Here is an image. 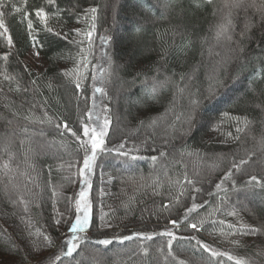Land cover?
Returning a JSON list of instances; mask_svg holds the SVG:
<instances>
[{"label": "trees", "instance_id": "16d2710c", "mask_svg": "<svg viewBox=\"0 0 264 264\" xmlns=\"http://www.w3.org/2000/svg\"><path fill=\"white\" fill-rule=\"evenodd\" d=\"M225 2L4 0L0 11L13 45L0 36V149L11 141L8 151L14 154V183L19 187L10 195H23L29 204L27 212L22 205L12 206L4 195L7 177L0 176V264H232L226 256L204 252L197 241L264 264V255H257L264 251V189L248 183L251 176L264 182V111L256 107L264 108V0H244L240 8L226 7ZM92 8L97 9L95 20ZM39 9L47 13L46 25L36 16ZM229 13L233 38L217 41V26ZM29 20L35 47L28 35ZM188 41L191 46L185 48ZM32 47L46 62L42 70L24 60ZM5 54L7 60L2 59ZM78 65L79 88L75 75L62 74ZM100 69H107L103 81ZM4 75L15 80H4ZM154 77L170 79L156 100L144 102L145 85L151 87ZM17 83L20 91L15 90ZM177 86L185 91L178 92ZM96 87L104 93H96ZM192 99L200 103L189 126L184 121ZM95 116L111 123L104 150L98 151L92 171L81 176L82 121L91 126ZM234 117H248L253 123L237 133ZM155 118H160L157 126L148 127ZM65 122L80 140L63 128ZM237 135L239 140L234 139ZM160 152L165 157L153 165L151 157ZM132 155L144 159L131 161ZM0 157L7 160L8 153L0 151ZM241 159L249 162L240 171L232 169L224 180L233 162ZM23 171L35 180L28 183L19 174ZM185 173L199 191L186 185L176 203L179 185L171 182L182 180ZM154 180L159 195L149 187ZM218 183L222 190L216 188ZM86 184L90 226L73 256L56 261L62 241L71 235L76 193ZM193 203L197 210L185 219ZM165 204L171 206L164 209ZM233 210L237 215L229 216ZM189 223H197L200 230ZM228 224L261 231L225 237L221 229L227 231ZM38 231L52 238L39 255L32 241L43 245L42 237L28 235ZM166 231L176 238L159 235ZM149 235L152 239L145 238ZM104 239L112 243H96Z\"/></svg>", "mask_w": 264, "mask_h": 264}, {"label": "snow or ice", "instance_id": "6c2138e0", "mask_svg": "<svg viewBox=\"0 0 264 264\" xmlns=\"http://www.w3.org/2000/svg\"><path fill=\"white\" fill-rule=\"evenodd\" d=\"M172 0H169V3H171ZM206 3H211L212 0H205ZM49 3H52V0H49ZM244 3V0H226L225 2V6L226 7H230V8H240L242 6V4ZM166 7L168 5H165ZM4 7V0H0V8ZM14 10L15 11H20L19 8H15L14 6ZM93 13V17L92 19L95 20V13L97 11L96 8H92L90 10ZM3 16L4 13L2 11H0V36H2L6 42L7 45L9 47H11L13 45V40L12 37L8 34V28L6 27L4 20H3ZM36 16L45 23V25L47 24V13L44 12L43 9H39L36 11ZM25 19H27V14L25 15ZM29 32L28 35L29 37L33 40V46L35 47V37L32 35V22L31 20H29L28 25H27ZM93 30L95 28V25L93 24ZM233 21L231 19V13H229L228 16H226L224 18V22H222L221 24H219L217 26V30L215 33V39L217 41L220 40H228L231 41L232 40V30H233ZM251 25L250 24H246L245 25V29L248 30L250 29ZM47 31L51 32L52 29L51 28H47ZM137 32L140 31L139 28L136 29ZM92 32H88L87 36L89 38V41H91V37H92ZM243 36V33L241 34ZM191 46V41H188L184 47L185 48H189ZM83 51V50H82ZM38 55V53H37ZM2 59L7 60L8 59V55L5 54ZM86 66V65H85ZM78 67L73 69V70H65L62 74L66 77H71L73 75L76 76L77 80H76V87L79 88L80 87V83H79V78L81 77V73L78 71ZM101 72V76L100 79L101 81H103V74L105 72H107V69H100ZM93 79H97V77H93ZM170 78H166L165 80L161 81L158 80L157 78H153L152 80V84L151 87H147V85H145V91L143 94V100L144 102H148V101H154L156 100L157 96L163 91L165 90L168 82H169ZM181 79L183 80V76L181 77ZM4 80H8V81H13L15 80L14 77L8 76V75H4ZM33 83H35V81H33ZM16 91H20V85L17 83L16 84ZM26 90V89H25ZM177 91L180 93H183L185 91L184 88H180L179 86H177ZM211 89H210V94H211ZM95 92L96 93H104V89L101 87H96L95 88ZM191 106H192V111L189 112L187 114L186 120L184 122L188 123L189 126H191L192 122L195 120V109L199 106L200 101L198 99H192L190 101ZM257 108H261L262 111H264V108L261 107V105L257 104L256 105ZM107 110V109H106ZM89 121H91L92 119V113L89 112ZM183 115V114H182ZM26 119H28V117H26ZM160 118H155L152 119L149 124L148 127L150 128H155L158 124ZM181 117L177 116L176 120L180 121ZM233 119L236 120L237 122V127H236V132L237 133H243L248 127L249 125H251L253 123L252 120H250L248 117H234ZM110 119H105L103 124L99 127V130L96 127H90L89 124H86L82 121V135L85 139L82 140L80 147L83 149L85 155L83 158V167L79 169V174L81 176H84L85 173H90L92 171V167L93 164L96 160V156L98 151H103L104 150V137L107 135L108 132V128L110 126ZM141 124H144V121H141ZM57 127H61V125H57ZM173 131L175 130V123H173V125L171 126ZM63 128L68 131L71 132L73 136H76L77 140H80L81 137L77 135L76 132H73L71 128L68 127V124L65 122L63 124ZM25 131H27V129H25ZM229 136H231L232 134L229 133ZM235 140H239L240 136L237 135L234 137ZM24 141H21V144H23ZM11 144V141L8 140L7 144L5 145V147L3 149H0V151L3 152H7L8 153V159L4 160L2 159V157H0V176L2 177H7L8 183L4 185V195L8 198V202L12 205V206H16V205H22L23 209L25 212L28 211V204L29 201H27L23 195H18L16 197V199H12V196L10 195V192H14L18 189V185L16 183H14L15 177H16V172H17V168H14L12 166L11 161L14 159V154L8 151V147ZM261 145L264 146V138H262L261 140ZM120 148H123V144L120 145ZM155 150V149H154ZM122 156H128V153H124V152H120L119 153ZM183 154V153H182ZM188 155H193L192 152H187ZM165 153L164 152H160L159 156H152L151 157V161L153 163V165H155L156 163H158L160 158L165 157ZM253 155V153H249V158ZM131 161H136L138 159H144V157H138L136 155H132L129 157ZM249 161L246 159H241L239 160V162H233L232 164V168L229 169V171L225 174L224 176V180H228L229 177L232 175V169H235L236 171H240L241 167L245 164H247ZM28 167L30 169H32V171H35V165L33 164H29ZM213 167H215V165H213ZM20 176L26 177L28 183H32L35 180V177L30 176L28 174L27 171H23L19 173ZM167 175V173H165ZM82 183H87V179L83 180ZM171 183H175L179 185V189H178V193L175 197H173L174 201L176 203L180 202V199L182 196H184L185 191H186V185L187 186H192L191 187V191L196 192L199 191V189L195 188L194 184L195 182L190 179L187 174L185 173L184 177L182 180L178 179L174 182ZM249 184H254L257 186H260L262 189H264V182H262L260 179H258L256 176H251L249 178L248 181ZM149 187H152L153 189V194L159 195L160 192L158 191L160 185L158 183L157 180H154L152 182V185H149ZM216 188L219 190H222V183H218L216 184ZM53 195H55V192H53ZM88 194L87 191H81L79 193V198L76 200V216H75V220L73 222H71L70 227L68 228V232L71 234L70 236H67L61 243V252L59 255H57L55 257V260L58 261L61 259V257H72L73 254L77 251V249L80 247L81 243L84 240V237L81 235L83 233L86 232V230L89 228L90 226V205L88 203ZM134 197H130V201L133 200ZM128 205L125 204V207H127ZM171 206V204H165L163 205L164 209H168ZM198 205H196L195 203L192 204L191 207L186 208L185 211V219H187V217L192 214L193 212H195L197 210ZM216 210H219L218 208ZM208 215H212V212H209ZM229 216H235L237 215V213L233 210L228 212ZM101 220H104V217L101 216ZM56 223L59 224L60 220H56ZM171 224L175 225L177 223V221L172 220L170 221ZM204 223V220L200 221V226L202 227ZM213 223H215V221H213ZM220 224H224V221H220ZM104 226L107 227H111L110 224H105ZM188 227L195 229L197 231L200 230V227H198L197 223H189ZM261 231L260 228L257 227H251L245 224H241L239 228H236L235 225L232 224H228L227 225V231H225L224 229H221V235L228 237L231 235H234L236 232H239L241 234H246V235H257L259 232ZM29 237H42V241H43V245L41 244V242L39 240H33L32 241V250L39 255V251L42 247H45L47 245H50L52 243V238L42 232H29L28 233ZM159 235L161 236H169L172 237V239H175L176 237L173 235V233L171 231H166V232H161L159 233ZM132 237H123V240H128L131 239ZM146 239H152V236H146ZM123 242V241H121ZM96 243L100 244V245H109L112 243V241L104 239V240H99L96 241ZM232 243L234 245L239 246V242L238 241H232ZM197 244L199 245V247L201 249H203L204 252H208L210 253V255L212 257H218V256H226L228 261H231L232 264H252V261L248 258H244V257H238V256H234L232 254H229L227 252H220V251H216L211 249L207 244L202 243L200 241H197ZM168 246H169V255H172L171 252V246H172V240L168 241ZM66 248V250H65ZM257 255H264V251L258 252ZM35 264H42V262L40 260H37L35 262Z\"/></svg>", "mask_w": 264, "mask_h": 264}, {"label": "rangeland", "instance_id": "374dc122", "mask_svg": "<svg viewBox=\"0 0 264 264\" xmlns=\"http://www.w3.org/2000/svg\"><path fill=\"white\" fill-rule=\"evenodd\" d=\"M37 53H38V55H37ZM24 60L31 68H33L37 71L42 70L46 65V62L40 56L39 52L33 47L27 52V54L24 57ZM95 118L92 121V125L90 127H96L99 130V127L103 124L105 118L103 117L102 119H99L97 116H95ZM87 185L88 184H86L82 188L78 189V191L76 193V197H75V206H76V200L79 198V193L81 191H87L88 192ZM89 199H88V201H89Z\"/></svg>", "mask_w": 264, "mask_h": 264}]
</instances>
